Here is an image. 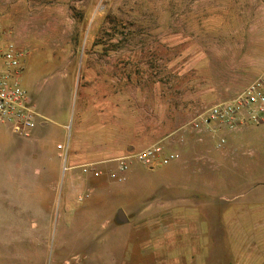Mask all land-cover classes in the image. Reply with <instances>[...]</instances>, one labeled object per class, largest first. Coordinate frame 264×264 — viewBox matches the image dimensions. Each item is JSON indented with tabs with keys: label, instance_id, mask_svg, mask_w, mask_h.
Instances as JSON below:
<instances>
[{
	"label": "rangeland",
	"instance_id": "1",
	"mask_svg": "<svg viewBox=\"0 0 264 264\" xmlns=\"http://www.w3.org/2000/svg\"><path fill=\"white\" fill-rule=\"evenodd\" d=\"M0 35L26 51L21 83L37 112L68 125L65 138L91 110L85 123L124 153L155 143L202 151L188 123L264 67V0H0ZM224 140L208 147L229 155H199L180 169L134 159L129 180H106L108 210L136 203L176 222L146 248L133 237L117 264H264V124ZM42 226L46 254L32 264L75 262L57 255Z\"/></svg>",
	"mask_w": 264,
	"mask_h": 264
},
{
	"label": "crops",
	"instance_id": "2",
	"mask_svg": "<svg viewBox=\"0 0 264 264\" xmlns=\"http://www.w3.org/2000/svg\"><path fill=\"white\" fill-rule=\"evenodd\" d=\"M38 113L40 118L29 137L16 135L0 122L4 126L0 130V152L4 155L0 158L3 164L0 165V264H32L45 257L46 246L37 247L38 224H43L39 231L54 234L58 256L75 259L74 262L66 258L62 264H117L116 255L126 254L135 244L146 248L150 239L175 230L176 222H167L158 208L125 203L124 211L117 210L124 212L119 219L115 213L119 205L107 209L104 197L113 192L106 183L111 180L108 172L116 167L117 157L128 154L123 152L128 146L117 148L106 134L99 137L98 130L84 121L95 116L93 111L81 110L74 136L71 133L70 138H65L64 130L69 128L65 122ZM262 124L243 125L234 130H204L200 135L194 131L203 145L202 151L185 150L177 144L164 152L178 154L172 162L174 169H180L185 159L201 155L210 160L211 155H229L228 151H213L216 146L212 142L227 136L233 144L243 133L250 138V132ZM11 158L14 166L6 167L10 166ZM87 163H95L101 175L83 174L81 165ZM157 164L160 163L149 166L150 169ZM131 175L128 171L127 180ZM133 237H137L135 244Z\"/></svg>",
	"mask_w": 264,
	"mask_h": 264
},
{
	"label": "built area",
	"instance_id": "3",
	"mask_svg": "<svg viewBox=\"0 0 264 264\" xmlns=\"http://www.w3.org/2000/svg\"><path fill=\"white\" fill-rule=\"evenodd\" d=\"M25 61L26 51L0 35V122L21 137H29L40 118L28 91L21 83ZM261 123H264V67L239 95L209 106L188 125L200 135L204 130H234L243 125ZM224 141V137H219L215 146L220 148ZM177 158L176 152H164L163 147L155 143L117 157L116 167L109 170L108 177L114 182H124L134 159L153 166L156 163L168 165ZM81 170L83 174L91 173L94 177L101 175L95 163L83 164Z\"/></svg>",
	"mask_w": 264,
	"mask_h": 264
},
{
	"label": "water",
	"instance_id": "4",
	"mask_svg": "<svg viewBox=\"0 0 264 264\" xmlns=\"http://www.w3.org/2000/svg\"><path fill=\"white\" fill-rule=\"evenodd\" d=\"M124 217V212L122 210H119L117 212V219Z\"/></svg>",
	"mask_w": 264,
	"mask_h": 264
}]
</instances>
